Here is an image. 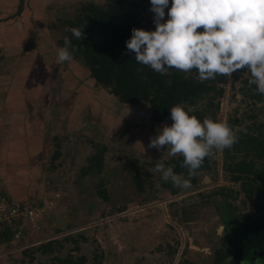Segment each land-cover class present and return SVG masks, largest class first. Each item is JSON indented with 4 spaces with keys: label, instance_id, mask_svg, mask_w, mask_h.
Masks as SVG:
<instances>
[{
    "label": "rangeland",
    "instance_id": "1",
    "mask_svg": "<svg viewBox=\"0 0 264 264\" xmlns=\"http://www.w3.org/2000/svg\"><path fill=\"white\" fill-rule=\"evenodd\" d=\"M88 1L92 0L70 5L65 0H39L34 5L37 12L30 8L25 18L15 19L14 27L18 31L19 22L31 26L32 34L47 35L58 45ZM136 1L144 16H154L150 0ZM0 2V14L7 15L16 11L19 0ZM3 34L0 26V62L4 59L12 70L7 59L18 62L21 54L2 42ZM78 61H71L75 67L70 72L79 79L77 85L86 81L92 94L88 101L97 110L92 109L91 127L85 124L79 135L70 129H50L39 169L43 191L33 198L41 208L35 216L37 226L23 237L0 242V264H58L70 258L82 261L78 264H215L218 251L227 252L223 263L227 264L233 232L228 220L264 219L262 199L248 197L242 182L225 167L226 161L244 159L243 152L234 144L229 155L224 149L214 150L210 156L216 160L214 169L200 171L196 181L190 177L188 189L161 180L154 164L167 156L166 146L158 151L148 143L163 124L171 123L154 121L149 102L122 103ZM181 73L192 76L194 71ZM249 79L248 73L238 71L231 78L217 76L209 80L211 91L183 105L201 120L223 119L234 129L258 133L264 122V94ZM101 112L107 113L105 120ZM252 157L250 152L245 159Z\"/></svg>",
    "mask_w": 264,
    "mask_h": 264
},
{
    "label": "clouds",
    "instance_id": "2",
    "mask_svg": "<svg viewBox=\"0 0 264 264\" xmlns=\"http://www.w3.org/2000/svg\"><path fill=\"white\" fill-rule=\"evenodd\" d=\"M155 27H133L126 48L135 60L166 74L169 68L180 72L196 71L204 82L217 76L231 78L247 69L249 84L264 94V0H150ZM167 9V13L166 10ZM57 48L56 62L71 61L75 52L73 38L85 37L84 27H71ZM171 124H163L148 143L158 151L166 146L167 156L154 164L161 180L188 189L190 177L214 150L230 148L239 131L227 120L191 114L182 103L169 108ZM182 156L187 176L174 170L168 158ZM245 264H248L245 261Z\"/></svg>",
    "mask_w": 264,
    "mask_h": 264
},
{
    "label": "crops",
    "instance_id": "3",
    "mask_svg": "<svg viewBox=\"0 0 264 264\" xmlns=\"http://www.w3.org/2000/svg\"><path fill=\"white\" fill-rule=\"evenodd\" d=\"M28 1L19 17L25 18L26 11L37 10L34 5L39 0ZM67 1L70 5L79 2L65 0V3ZM92 1L98 3L99 0ZM0 17L5 16L0 14ZM15 22L14 19L0 21L2 32L6 33L2 35V42L12 44L21 54L18 62L7 59L13 65L12 70L5 67L4 59L0 62V192L16 203L39 207L40 202L33 198L43 191L40 171L44 159L41 155L46 150L50 129L52 132L70 129L79 135L83 126L93 121L92 109H97L88 101L92 94H88L86 81L77 85L79 79L70 72L75 67L71 61L81 59L57 63L59 45L52 38L32 34L31 26L28 28L21 22L18 23L19 33ZM15 32L18 35H14ZM81 63L83 69L90 71L83 61ZM89 76H92L91 71ZM100 114L105 120L107 113ZM87 126L91 127L89 123ZM29 232L28 229L26 234ZM8 234L1 243L14 239L11 235L7 237Z\"/></svg>",
    "mask_w": 264,
    "mask_h": 264
},
{
    "label": "trees",
    "instance_id": "4",
    "mask_svg": "<svg viewBox=\"0 0 264 264\" xmlns=\"http://www.w3.org/2000/svg\"><path fill=\"white\" fill-rule=\"evenodd\" d=\"M23 2L24 0H19L17 9L12 14L3 13L5 17H0V21L9 19L15 21L24 11ZM74 26L84 27L85 37L82 40L73 38L75 45L73 58L81 59L89 67L92 77L117 96L122 103L149 102L154 121L171 123L169 108L172 105L193 104L202 94L213 89L209 80L201 82L196 78L194 69L192 76H186L181 72L160 74L135 60L134 53L127 50L125 43L131 36L132 28L155 27L153 17L144 16L136 0H117L105 6L94 1L86 2L75 18L69 22L65 35L58 41L59 46L63 45L65 36H72L69 29ZM238 72L249 74L247 69H241ZM239 135L237 142L234 143L235 150L243 152L245 158L250 152L255 157L248 161L245 158L226 161L225 167L234 173V180L242 182L246 195L260 197L264 207V122L259 125L258 133L241 131ZM230 151L231 148H225L224 154L229 155ZM58 156L59 151L55 153V158ZM255 158L257 160H254ZM182 159V156H177L170 160V164L174 165L176 172L187 174L188 170L181 166ZM215 164L214 158L205 157L203 164L191 176L192 180H197V174L200 171L214 169ZM227 223L231 225L230 220ZM9 235L11 234L7 237ZM226 254L227 252L218 251L215 264H223ZM80 262L82 261L70 258L59 260L58 264Z\"/></svg>",
    "mask_w": 264,
    "mask_h": 264
},
{
    "label": "flooded vegetation",
    "instance_id": "5",
    "mask_svg": "<svg viewBox=\"0 0 264 264\" xmlns=\"http://www.w3.org/2000/svg\"><path fill=\"white\" fill-rule=\"evenodd\" d=\"M230 222L233 232L227 264H264V219L242 217Z\"/></svg>",
    "mask_w": 264,
    "mask_h": 264
},
{
    "label": "built area",
    "instance_id": "6",
    "mask_svg": "<svg viewBox=\"0 0 264 264\" xmlns=\"http://www.w3.org/2000/svg\"><path fill=\"white\" fill-rule=\"evenodd\" d=\"M41 208L25 203L11 201L7 195L0 192V241L6 233L21 237L30 227H36L35 216Z\"/></svg>",
    "mask_w": 264,
    "mask_h": 264
},
{
    "label": "water",
    "instance_id": "7",
    "mask_svg": "<svg viewBox=\"0 0 264 264\" xmlns=\"http://www.w3.org/2000/svg\"><path fill=\"white\" fill-rule=\"evenodd\" d=\"M252 261V260H251Z\"/></svg>",
    "mask_w": 264,
    "mask_h": 264
}]
</instances>
